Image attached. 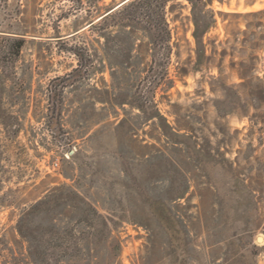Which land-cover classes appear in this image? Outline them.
<instances>
[{
	"label": "rangeland",
	"instance_id": "374dc122",
	"mask_svg": "<svg viewBox=\"0 0 264 264\" xmlns=\"http://www.w3.org/2000/svg\"><path fill=\"white\" fill-rule=\"evenodd\" d=\"M123 1L0 0V264H36L31 207L62 184L113 226L91 264H264V0H171L169 57L99 22ZM60 192L62 226L86 205Z\"/></svg>",
	"mask_w": 264,
	"mask_h": 264
},
{
	"label": "trees",
	"instance_id": "16d2710c",
	"mask_svg": "<svg viewBox=\"0 0 264 264\" xmlns=\"http://www.w3.org/2000/svg\"><path fill=\"white\" fill-rule=\"evenodd\" d=\"M114 1V0H113ZM171 0H127L123 4L112 6L101 13L98 17L99 22L105 21L116 15H123L119 31H125L127 27H130L129 34H135L138 29H143L149 37L148 51L152 55L159 54L165 57H169L172 51L170 44L172 32L170 23L167 18V5ZM194 7L198 0H189ZM117 6V7H116ZM116 7V8H115ZM122 13V14H121ZM93 21H90L91 24ZM195 32L194 35L198 43H203L204 34L209 30L210 25L204 23L200 16L194 15ZM7 36L14 37L16 42L15 47L17 50L23 46L25 42V33L5 31ZM19 37V38H16ZM12 39V38H11ZM119 63H124L120 61ZM241 77L246 78L245 73H242ZM147 82L152 87L158 85L160 81L159 76L151 75L147 78ZM257 98H260L259 96ZM125 102H122V105ZM138 107L146 113V119H158L160 122L165 121L164 117L159 111L157 104L151 99L138 103ZM47 124L51 128H55L58 125V117H56V111H60L61 107L55 102H50L48 106ZM60 113V112H59ZM0 118H6V114L0 110ZM164 123V126L166 125ZM73 156L75 155L72 154ZM51 193L46 194L44 197L36 201L31 211L39 215V217H46V228L40 231L34 238L31 239L33 245L31 249V256L36 264H91L92 258L95 256L96 249L90 246L92 243H97L104 231L109 233L112 231L113 226L110 225L109 220L101 215L95 207L92 206L85 197L81 195L77 190L71 188L69 185H56L52 188ZM65 193V200L69 198L80 200L82 204L78 209L81 210L80 215L77 217L72 216L70 221H67L65 225H59L56 218L51 213V203L54 202V206L61 204L58 198L57 192ZM73 218V219H72ZM100 225V226H98ZM100 227V228H99ZM80 228V230H78ZM103 228V229H102ZM20 232L25 235L23 229ZM29 238V237H28ZM81 242H88L87 246H81Z\"/></svg>",
	"mask_w": 264,
	"mask_h": 264
},
{
	"label": "water",
	"instance_id": "95a60500",
	"mask_svg": "<svg viewBox=\"0 0 264 264\" xmlns=\"http://www.w3.org/2000/svg\"><path fill=\"white\" fill-rule=\"evenodd\" d=\"M124 1H125V0H124ZM124 1H123L122 3H124ZM71 152H72V151H71ZM261 237H262V236H259V237H258V240H259V241H260Z\"/></svg>",
	"mask_w": 264,
	"mask_h": 264
},
{
	"label": "bare ground",
	"instance_id": "6f19581e",
	"mask_svg": "<svg viewBox=\"0 0 264 264\" xmlns=\"http://www.w3.org/2000/svg\"><path fill=\"white\" fill-rule=\"evenodd\" d=\"M260 241H261V239H260Z\"/></svg>",
	"mask_w": 264,
	"mask_h": 264
}]
</instances>
